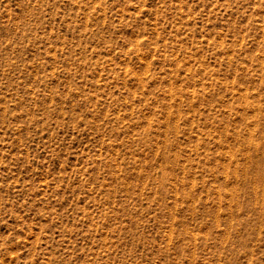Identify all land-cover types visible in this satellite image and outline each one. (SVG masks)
<instances>
[{"label":"rangeland","instance_id":"1","mask_svg":"<svg viewBox=\"0 0 264 264\" xmlns=\"http://www.w3.org/2000/svg\"><path fill=\"white\" fill-rule=\"evenodd\" d=\"M0 264H264V0H0Z\"/></svg>","mask_w":264,"mask_h":264}]
</instances>
